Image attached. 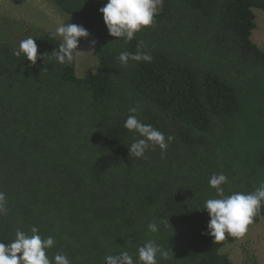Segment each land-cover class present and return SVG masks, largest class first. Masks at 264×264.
Here are the masks:
<instances>
[{
  "label": "trees",
  "instance_id": "obj_1",
  "mask_svg": "<svg viewBox=\"0 0 264 264\" xmlns=\"http://www.w3.org/2000/svg\"><path fill=\"white\" fill-rule=\"evenodd\" d=\"M89 33L96 68L77 76L76 59L59 64L62 40L31 32L35 65L0 38V241L36 226L56 244L47 255L72 264H105L106 255L154 239L171 249L159 264H232L207 235L209 179L223 173L225 194L264 183V51L252 41L264 0H163L155 23L125 43L108 34L98 11L107 0H44ZM151 62L122 65L121 51ZM47 70H44V69ZM138 119L174 140L145 158L130 156ZM264 219L261 208L252 227ZM159 224L152 233L147 225Z\"/></svg>",
  "mask_w": 264,
  "mask_h": 264
},
{
  "label": "clouds",
  "instance_id": "obj_2",
  "mask_svg": "<svg viewBox=\"0 0 264 264\" xmlns=\"http://www.w3.org/2000/svg\"><path fill=\"white\" fill-rule=\"evenodd\" d=\"M162 3L163 0H107L98 11L102 14L108 34L128 43L142 29L155 23L154 18ZM53 35L60 37L62 42L51 52V57L59 64H72L82 52L77 50L80 39H87L90 33L82 25L61 23L56 27ZM95 44V40L89 41L90 46ZM137 48L135 53L121 51L118 56L119 62L122 65H127L129 61L151 62L152 56L140 51L139 43ZM13 54L17 57L25 56L32 65L38 60L45 64L49 55L46 52H38L36 38L31 35L20 40L18 46L13 49ZM129 112L132 114L127 116L124 127L139 137L128 147L130 156L145 158V153L154 150L157 146L163 154L174 137L171 135L166 137L153 125L145 124L138 119L137 107L130 108ZM208 183L210 188L215 190V197L206 199L202 208L209 216L206 234L213 237L215 242L224 241L226 236L243 238L264 206V183L252 192H232L228 195L225 194L223 187L228 183L225 174H213ZM7 203L6 193L0 191V215H7ZM147 227L152 233L159 231L157 222H150ZM55 244L56 240L53 236L43 237L36 226L31 227L30 234L17 229L13 240L6 243L0 241V264H72L71 259L62 252H57L49 258L47 252ZM136 251L137 259L125 250L116 255H106L104 262L105 264H159L160 260L169 259L172 250L164 249L154 239H150Z\"/></svg>",
  "mask_w": 264,
  "mask_h": 264
},
{
  "label": "rangeland",
  "instance_id": "obj_3",
  "mask_svg": "<svg viewBox=\"0 0 264 264\" xmlns=\"http://www.w3.org/2000/svg\"><path fill=\"white\" fill-rule=\"evenodd\" d=\"M255 29L252 41L264 51V12L254 10ZM61 23H73L44 0H0V38L8 37L14 44L27 37L29 31L53 34ZM61 40L60 37L55 36ZM76 58L77 76L93 73L97 62L89 40L81 38ZM232 264H264V219L249 228L243 238L225 246Z\"/></svg>",
  "mask_w": 264,
  "mask_h": 264
}]
</instances>
